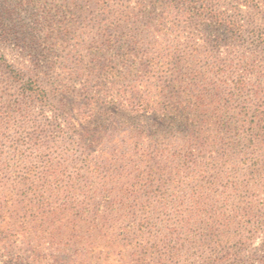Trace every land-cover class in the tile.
<instances>
[{
  "label": "rangeland",
  "instance_id": "obj_1",
  "mask_svg": "<svg viewBox=\"0 0 264 264\" xmlns=\"http://www.w3.org/2000/svg\"><path fill=\"white\" fill-rule=\"evenodd\" d=\"M94 1L0 0V28H10L9 41L14 36L24 38L28 47L20 51L13 44H6L0 46V54L23 69L35 55L46 56L48 61L58 58L52 77L57 86L50 102L43 108L35 106L29 116L30 123H36L42 131V137L58 149L44 147L30 151L37 154L36 157L45 158L32 162L29 154L28 164L34 163L37 169H50L44 177L34 173L33 179L42 189L60 186V190L51 192L53 198L67 195L69 185H79L82 189H110L121 185L136 189L143 186L153 190L167 188L165 202L169 203V208L165 210L171 214L170 220L174 214L170 207L182 197V186L196 189L208 184L206 203L215 217L217 230L221 231L224 224L229 225L228 236L234 240L228 245L241 239L242 256L264 257L261 252L264 226L260 231L253 229L259 213L255 211L247 216L245 212L247 208L254 209L263 196L248 175L254 160L244 156L251 152L258 155L264 176V151L229 150L221 114L223 107L231 109L229 114L239 113L243 102L253 100L252 85L260 88L261 97L254 101L251 109L258 105L264 107V52L251 44L247 34L251 21L259 25L257 10L239 6L240 0H208L211 3L208 13L221 12L230 17L225 22L237 21L243 25V37L238 38L224 25H214L207 20H179L175 11L169 19H163L165 13L154 5V0H125L121 10H129V19L113 21L119 29L104 24L99 29L98 22H90L96 16ZM103 31L112 34L110 45L114 47H96ZM168 45L175 46L178 54L187 56V60L192 56V59L197 58V70L184 72L185 82L181 85L184 89L176 81L161 88L146 85L144 79L137 78L135 71L140 60ZM87 47L95 52H89ZM125 54L128 59L122 63ZM95 62L111 67L118 82L113 85L109 79L98 86L99 71H92ZM245 63L249 68H245ZM237 67L246 75L245 87L239 94H232L236 74H231ZM131 73H135L136 78ZM131 87L136 99L179 101L181 106L169 114L158 110L133 113L129 106L134 100ZM238 118L242 120L243 116ZM19 119L0 129V150L9 152ZM124 138L126 143L122 145ZM69 140L73 144H61ZM115 153L122 156L116 159ZM150 167L152 172L148 170ZM2 176L0 170V192L6 187ZM75 200L81 202L84 197ZM155 203L149 212L133 209L128 216L133 223L146 216L153 222L155 218L154 233L160 235L161 219L165 216L158 213L162 207ZM223 237L219 249L224 248ZM190 244H185L179 264L194 263L193 258L186 259L193 255ZM4 259L0 257V262ZM107 262L129 264L128 260L118 259L114 252Z\"/></svg>",
  "mask_w": 264,
  "mask_h": 264
},
{
  "label": "trees",
  "instance_id": "obj_2",
  "mask_svg": "<svg viewBox=\"0 0 264 264\" xmlns=\"http://www.w3.org/2000/svg\"><path fill=\"white\" fill-rule=\"evenodd\" d=\"M124 1L95 0L93 4L96 16L90 22H98L99 29L103 27L101 24L119 29L113 21L130 17L127 8L121 10V3ZM239 2V6L257 10L259 25L251 21L247 34L251 44L264 52V0ZM154 5L164 11L163 19H169L175 11L179 20H207L214 25H224L226 30L238 38L243 37V25H239L237 21L225 22L230 17L221 12L208 13L211 8L208 0H154ZM10 36V28H0V46L13 44L20 51L28 49L26 39L14 36L9 41L7 38ZM111 39L112 34L103 31L96 47H114L110 45ZM153 43L157 45V41ZM86 49L95 52L94 49ZM192 57L187 60V56L178 54L175 46L168 45L164 50L147 54L140 60L135 72L138 74L137 78L144 79L146 85L166 88L176 81L181 86L185 82L184 72L197 70V58ZM57 59L48 61L46 56L39 58L35 55V58L29 60L30 65L23 69L17 68L4 54H0V129L12 125L17 117L20 118L15 123L17 130L12 136L9 152L0 150V170L6 186L0 192V257L5 258L0 264H109L107 261L113 252L118 259L128 260L129 264H179L187 242H191L189 249L193 252L192 257L188 255L186 258H193L194 263L191 264H264V257L241 255V239L228 245L234 240L228 236V224L222 225L221 231L217 230L215 217L206 203L210 190L208 184L196 189L182 186V197L172 202L170 207L174 212L171 220L168 219L171 214L165 210L169 208V203L165 202L167 188L153 190L150 186H143L136 189L121 185L110 189H82L79 185H69L66 188L67 195L53 198L51 192L60 190V186L39 187L32 175L37 173L44 177L50 173V169H37L34 163L28 164L27 155L30 154L32 162H36L45 157H36L37 154L30 151L58 147L42 137V131L36 123H30L29 116L35 106L43 108L50 102L51 93L57 86V82L52 80ZM127 59L128 55L125 54L121 62L124 63ZM110 68L95 62L92 71H99L96 83L98 86H103L109 79L113 85L118 82L115 71ZM245 68H249L247 63ZM239 70L237 67L231 74H236L231 87L232 94H239L245 87L246 75ZM131 75L136 78L135 73ZM172 77L175 79L171 80ZM250 90L253 100L243 102L239 113L229 114L231 109L221 108L224 120L222 127L226 131L225 141L228 142L229 150L264 151V107L258 105L251 109L255 106L254 101L260 100L261 91L253 85ZM131 92L134 100L129 106L136 114L156 110L169 114L173 113L172 110H179L181 106L179 101H153L149 97L136 99L134 87H131ZM225 104H228L227 99ZM238 116H243V119L239 120ZM69 141H61V144H73V141ZM125 143L126 138L122 140V145ZM247 155L254 160L248 168V175L254 187L261 190L263 199L258 201L254 209L247 208L245 212L247 216L255 211L259 213L253 229L260 231L264 226L263 165L260 164L258 155L252 152L244 154ZM121 156L120 153L113 155L116 159ZM35 168L36 171L33 170ZM148 170L152 172L151 167ZM136 176L139 173L136 172ZM87 194L96 195L87 199ZM83 197L81 202L75 200ZM154 201L156 206L162 207V211L158 213L165 216L161 219L163 229L160 235L154 233L152 223H155V218L153 222L152 218L146 216L133 223L128 216L133 209L149 212ZM221 236H224L225 245L219 249ZM261 252L264 253V239Z\"/></svg>",
  "mask_w": 264,
  "mask_h": 264
}]
</instances>
